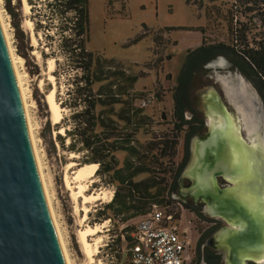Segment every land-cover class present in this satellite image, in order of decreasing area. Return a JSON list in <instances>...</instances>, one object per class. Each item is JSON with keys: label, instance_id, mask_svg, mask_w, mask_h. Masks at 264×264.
<instances>
[{"label": "rangeland", "instance_id": "374dc122", "mask_svg": "<svg viewBox=\"0 0 264 264\" xmlns=\"http://www.w3.org/2000/svg\"><path fill=\"white\" fill-rule=\"evenodd\" d=\"M42 1L45 0H33L38 3L37 10L49 12L46 2ZM234 2L235 0H191L190 3L188 0H89L90 39L86 48L93 54L123 66L128 75L139 77L128 94L130 107L142 111L140 125L135 133L136 145L148 158V164L154 169L153 174L157 180L162 182L160 191L163 197L157 205L168 212L173 211L175 218L181 220L180 227L187 231L194 252L200 237L212 224L207 218V211L203 213L198 210L199 201L180 197L178 192L169 193L172 176L185 154V131L178 132L174 125L173 92L189 50L198 48L203 42H232L226 18ZM28 4L30 8L26 11L24 0H20V3L13 1L12 8L18 14L13 17L8 11L7 0H0L11 47L18 59L19 72L27 93L28 112L43 176L71 264H90L81 244L80 232L97 226L102 227V240L99 242L94 264H124L130 247L126 238H132L140 217L122 223L120 216L111 210H105V206L113 199L118 183H112L102 171L97 173L100 167H96L83 182L88 185L86 196L103 193L100 200H91L85 204L84 197L74 198L73 192L80 191L75 179L76 173L80 167L91 164L88 163L90 153L80 143L71 150L70 140L65 137V129L71 125L67 120L71 112L68 108H63L61 103L62 100L71 98L69 90L73 88V82L69 81V62L60 48L61 36L57 33V27H53L51 31L43 28L37 30V20L32 11L34 6L29 2ZM241 21L245 22L247 18L241 17ZM16 22H20L19 29L14 26ZM28 22L32 23V28ZM253 22V34L264 30L259 18H255ZM165 26L174 30L168 33L164 31ZM234 26H238L236 20ZM200 28L202 32L198 31ZM46 33L52 38H48ZM57 60L61 64L59 70ZM51 61L55 62L53 68ZM100 85L101 83L96 84L95 89ZM197 85L194 104L198 117L203 120L199 135L207 133V107L205 108L204 99L212 89L219 93L231 111L228 110L238 116L246 141L260 139L264 145V100L254 85L228 59L219 57L208 64L200 74ZM52 91L56 92V101L63 109L59 123H55L48 101V95ZM142 100L147 101L145 107L140 105ZM120 108L121 105L116 106V110ZM186 118H190V115ZM134 126H129L128 132L134 130ZM59 136H62L65 147H62ZM164 142H169V145L176 143L172 153L170 151L172 155L161 156L160 147ZM72 153L76 157L72 158ZM115 155L119 167H122L128 154L117 151ZM147 177L148 174H141L135 181ZM189 182L191 184L181 174L177 180L178 191L181 185H190ZM220 184L225 185L223 181ZM105 196L112 198L104 199ZM181 200H188L189 208ZM222 225L226 226L225 223ZM97 239L89 237L91 244H95ZM204 245L214 253L221 254V263L225 264L226 257L221 245L214 247L212 239L209 245L206 239Z\"/></svg>", "mask_w": 264, "mask_h": 264}, {"label": "trees", "instance_id": "16d2710c", "mask_svg": "<svg viewBox=\"0 0 264 264\" xmlns=\"http://www.w3.org/2000/svg\"><path fill=\"white\" fill-rule=\"evenodd\" d=\"M13 1L20 3V0H7L8 11L17 17L15 8H12ZM28 2L34 6L32 11L37 20V30L43 28L51 31L57 27V33L61 36L60 48L69 62V81L73 82V88L69 90L71 98L61 103L63 108L71 112L67 119L71 125L65 129V137L70 140L69 148L72 150L80 143L90 153L88 163L95 169L100 167L97 173L102 171L112 183H118L113 199L105 206V210L120 216L122 223L147 214L153 205L160 203L163 196L160 191L162 182L157 180L148 158L136 145L135 133L140 125L142 111L130 107L128 94L139 77L128 75L127 70L115 61L87 50L90 39L89 0H45L42 2H46V9H49L45 13L37 10L38 3L33 0ZM241 17L247 18V21H241ZM255 18H259L264 26V0H235L226 18L232 42H203L187 53L173 92L174 125L178 132L185 131V154L172 176L170 194L177 191V180L187 163L189 140L199 134L203 126V120L197 115L194 94L205 67L217 58L225 57L254 85L264 100V30L252 33ZM235 20L238 26H234ZM14 26L19 29L20 22L14 23ZM173 30L171 27L164 28L168 33ZM198 31L203 30L200 28ZM46 35L52 38L50 34ZM56 65L59 70V60ZM55 73L58 74L57 71ZM98 83L101 85L96 90L95 85ZM117 105H121L119 110H116ZM188 115L190 118H186ZM121 123L124 125L121 126ZM133 124L135 129L128 132L129 126ZM59 138L62 147H65L62 136ZM175 145L162 143L161 156L172 155ZM117 151L128 154L122 167H119L115 155ZM141 174H148L149 177L135 181ZM185 206L188 207L187 204ZM209 234L205 232L198 243L197 261L194 259L196 264H200L202 257L206 264H222L219 255L208 248L201 250ZM126 239L130 243L131 238Z\"/></svg>", "mask_w": 264, "mask_h": 264}, {"label": "bare ground", "instance_id": "6f19581e", "mask_svg": "<svg viewBox=\"0 0 264 264\" xmlns=\"http://www.w3.org/2000/svg\"><path fill=\"white\" fill-rule=\"evenodd\" d=\"M25 10L29 11V4L24 0ZM0 22L10 50L12 62L19 80L24 100L27 120L29 124L33 148L41 175L51 215L58 233L67 264H71L61 234L59 223L56 220L46 182L43 176L42 163L36 146L31 119L28 112V101L23 79L18 68L16 58L10 41L5 18L0 7ZM32 28V23L28 22ZM55 65L51 61V68ZM243 94V93H242ZM48 101L53 113L55 123L62 118L63 109L56 101V92L48 95ZM207 122L210 125L211 135L194 137L192 145V161L183 171L184 177L191 181L188 186L183 185L180 197H192L196 201L205 200V209L211 217L227 221L213 240L217 247L226 250L227 264H246L247 259L264 263V145L260 139L247 142L242 135L240 121L235 113L222 100L219 93L210 89L205 98ZM228 107V108H227ZM230 111H229V110ZM208 110V111H207ZM208 114V115H207ZM72 158L76 154L72 153ZM95 171V166L85 165L78 169L76 181L79 192H73L74 198L84 197L85 204L91 200H100L99 195L86 196L88 185L84 184L89 174ZM182 175V177H183ZM217 175L224 176L231 185L221 186ZM223 189V191H220ZM112 196H105L104 199ZM102 199V198H101ZM86 210H88L86 208ZM100 233L102 227H88L80 232L81 244L84 248L88 262L96 263V251L102 240ZM89 237H97L95 244H91Z\"/></svg>", "mask_w": 264, "mask_h": 264}, {"label": "water", "instance_id": "95a60500", "mask_svg": "<svg viewBox=\"0 0 264 264\" xmlns=\"http://www.w3.org/2000/svg\"><path fill=\"white\" fill-rule=\"evenodd\" d=\"M206 129L204 136L210 137L208 122ZM192 145L193 140L187 165L193 159ZM217 178L225 185L232 184L224 176L217 175ZM201 202L207 204L205 200ZM223 252L226 257V251ZM249 262L259 264L247 259L246 264ZM0 264H67L46 198L21 87L1 22Z\"/></svg>", "mask_w": 264, "mask_h": 264}, {"label": "built area", "instance_id": "2783aa9c", "mask_svg": "<svg viewBox=\"0 0 264 264\" xmlns=\"http://www.w3.org/2000/svg\"><path fill=\"white\" fill-rule=\"evenodd\" d=\"M180 224L175 215L153 205L136 224L124 264H196L191 239Z\"/></svg>", "mask_w": 264, "mask_h": 264}, {"label": "flooded vegetation", "instance_id": "af4514ba", "mask_svg": "<svg viewBox=\"0 0 264 264\" xmlns=\"http://www.w3.org/2000/svg\"><path fill=\"white\" fill-rule=\"evenodd\" d=\"M218 59V58H217ZM204 101H205V99H204ZM206 103V102H205ZM207 106H206V104H205V108H206ZM208 115V114H207ZM198 135L199 134H197V135H194V136H192L191 138H190V140H189V145H188V152H189V156H188V160H187V163H188V161H189V158H190V148H191V142H192V140L194 139V137H198ZM187 165V164H186ZM186 165H185V167H186ZM185 167H184V169H185ZM183 169V170H184ZM185 171V170H184ZM183 172V171H182ZM182 174V173H181ZM181 176V175H180ZM179 176V177H180ZM220 181H223L222 179L220 180ZM224 182V181H223ZM189 184H190V182H189ZM225 184V183H224ZM185 185V184H184ZM186 186V185H185ZM181 189H182V185L180 186V189H179V191H178V187H177V191L175 192V193H177L178 192V194H180V192H181ZM187 198H189V199H191V200H194L191 196L190 197H187ZM188 199V200H189ZM188 200H186V201H183V200H181L185 205L187 204L188 205ZM188 208H189V205H188ZM197 208H198V210L200 211V212H202L203 211V213H206V209H205V203L204 202H201V201H199V206H197ZM206 215H207V213H206ZM207 218H208V220H209V222L212 224V226L210 227V228H208V230L207 231H205V232H207V233H210L209 234V236L206 238V239H208V245H209V241L212 239V240H214V236H216L218 233V231L222 228V227H224L225 225H222V224H224L225 222L222 220V219H218V218H214V217H212V218H210L209 216H207ZM226 224V223H225ZM204 232V233H205ZM203 233V234H204ZM202 234V235H203ZM202 237V236H201ZM201 237H200V239H201ZM200 241V240H199ZM206 241V240H205ZM205 241H204V243H203V245L201 246V250L203 251L204 249H206L207 248V246H205L204 244H205ZM199 243V242H198ZM191 246H192V244H191ZM214 247H215V243H214ZM197 249H198V245H197ZM196 249V250H197ZM209 249V248H208ZM214 249V248H213ZM218 249V248H217ZM192 250H193V246H192ZM195 250V252L193 251V254H194V259L196 260L197 259V251ZM210 250V249H209ZM211 251V250H210ZM213 252V251H212ZM216 255H219L220 257L222 256L221 254H218V253H215ZM203 262V263H202ZM200 264H206V262L204 261V258L202 257V259H201V261H200Z\"/></svg>", "mask_w": 264, "mask_h": 264}, {"label": "crops", "instance_id": "0c3cea01", "mask_svg": "<svg viewBox=\"0 0 264 264\" xmlns=\"http://www.w3.org/2000/svg\"><path fill=\"white\" fill-rule=\"evenodd\" d=\"M165 27H168V26H165ZM165 27H164V28H165Z\"/></svg>", "mask_w": 264, "mask_h": 264}]
</instances>
